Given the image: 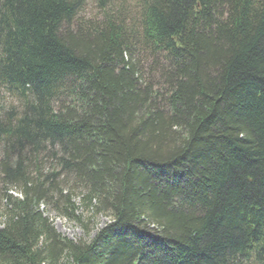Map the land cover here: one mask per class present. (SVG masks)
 I'll list each match as a JSON object with an SVG mask.
<instances>
[{
    "label": "trees",
    "instance_id": "obj_1",
    "mask_svg": "<svg viewBox=\"0 0 264 264\" xmlns=\"http://www.w3.org/2000/svg\"><path fill=\"white\" fill-rule=\"evenodd\" d=\"M87 3L0 0V264H264V0Z\"/></svg>",
    "mask_w": 264,
    "mask_h": 264
},
{
    "label": "rangeland",
    "instance_id": "obj_2",
    "mask_svg": "<svg viewBox=\"0 0 264 264\" xmlns=\"http://www.w3.org/2000/svg\"><path fill=\"white\" fill-rule=\"evenodd\" d=\"M137 3L138 0H114L115 6H122L125 9V11L129 14L137 10ZM94 13H95L94 0H88L83 15L89 17ZM10 105H15V104L11 100V98L7 96V94H5L3 91L0 90V108H7ZM12 195L16 196L17 194L14 191L12 192ZM48 217L52 221L53 228L57 233L74 241H77L79 239L89 240L93 236V234L108 221V219L104 216H97L96 218L90 220L88 224L91 231L89 237H86L83 234L78 224L74 222H69L61 217H57L53 212L48 213ZM0 227H1V221H0Z\"/></svg>",
    "mask_w": 264,
    "mask_h": 264
}]
</instances>
